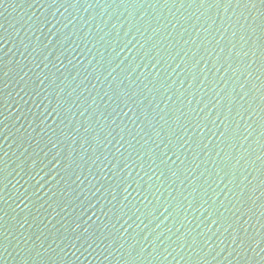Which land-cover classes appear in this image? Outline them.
<instances>
[{"label":"water","instance_id":"water-1","mask_svg":"<svg viewBox=\"0 0 264 264\" xmlns=\"http://www.w3.org/2000/svg\"><path fill=\"white\" fill-rule=\"evenodd\" d=\"M248 7L0 0V264H264Z\"/></svg>","mask_w":264,"mask_h":264},{"label":"snow or ice","instance_id":"snow-or-ice-1","mask_svg":"<svg viewBox=\"0 0 264 264\" xmlns=\"http://www.w3.org/2000/svg\"><path fill=\"white\" fill-rule=\"evenodd\" d=\"M190 3L192 4H199V5H204V4H210V5H215V6H221V5H226V7H233V4L236 5V8H241V6L243 5V9H249L251 10L248 5H252L253 7H255L257 0H211V2L209 3V0H189ZM259 4L261 5V11L259 13V30L261 32V35L264 36V0H258ZM253 16V20H257V16ZM245 19H247V17H245ZM241 31V36L240 39L241 41H245V37H244V32L248 31L249 29H251L253 32L256 31V27L257 25L254 24H249L247 25V27L241 23L239 25ZM246 42V41H245ZM261 70L262 72H264V45L261 46ZM262 100H264V96L261 97ZM262 111H264V107H262ZM262 183H264V181H262Z\"/></svg>","mask_w":264,"mask_h":264}]
</instances>
